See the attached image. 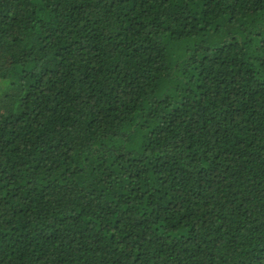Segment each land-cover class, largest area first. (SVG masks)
Returning a JSON list of instances; mask_svg holds the SVG:
<instances>
[{
  "label": "trees",
  "instance_id": "16d2710c",
  "mask_svg": "<svg viewBox=\"0 0 264 264\" xmlns=\"http://www.w3.org/2000/svg\"><path fill=\"white\" fill-rule=\"evenodd\" d=\"M0 264H264V0H0Z\"/></svg>",
  "mask_w": 264,
  "mask_h": 264
}]
</instances>
